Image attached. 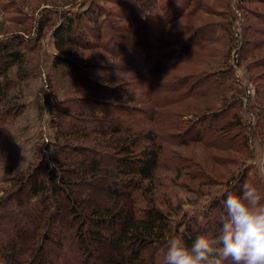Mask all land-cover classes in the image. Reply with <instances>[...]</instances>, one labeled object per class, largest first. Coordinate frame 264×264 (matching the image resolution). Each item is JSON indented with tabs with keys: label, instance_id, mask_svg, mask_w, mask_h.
<instances>
[{
	"label": "rangeland",
	"instance_id": "obj_1",
	"mask_svg": "<svg viewBox=\"0 0 264 264\" xmlns=\"http://www.w3.org/2000/svg\"><path fill=\"white\" fill-rule=\"evenodd\" d=\"M89 7L98 13L100 32L87 36L90 46L70 47L67 54L93 77V88L51 66L58 13L74 15ZM42 16L47 25L32 41L31 54L39 73L12 89L29 106L0 133V201L15 189L12 176L25 173L54 144L97 147L94 138L109 142L98 147L113 151L115 135L91 131L81 139L86 135L70 133L68 123L79 103L91 108L103 103L96 109L103 118L115 101L124 109L119 118L152 131L161 148L152 179L130 189L135 215L154 206L169 225L181 228L214 201L223 205L228 193L241 195L243 188L236 189L245 184L264 196V0H0V39L15 32L34 36ZM16 69L12 66L9 76L14 78ZM97 84L113 88L114 95H104ZM205 86L219 91L213 108L212 97L194 98L209 95ZM47 92L55 99L52 109L44 100ZM212 113L214 119L207 116ZM18 218H0V232ZM107 245H92L93 262L114 258ZM73 255L72 264L79 260ZM0 264H8L4 256Z\"/></svg>",
	"mask_w": 264,
	"mask_h": 264
},
{
	"label": "trees",
	"instance_id": "obj_2",
	"mask_svg": "<svg viewBox=\"0 0 264 264\" xmlns=\"http://www.w3.org/2000/svg\"><path fill=\"white\" fill-rule=\"evenodd\" d=\"M58 14L59 20L51 31L57 50L51 66L64 69L76 83L93 88L96 83L91 82L93 77L90 79L77 59L67 53L70 47L90 46L87 36L91 39L100 32L98 13L89 7L74 15L66 14V11ZM36 22L33 37L15 32L0 39V133L3 126L15 121L26 106L12 89L39 73L38 62L31 56L35 48L32 41L41 36L47 17L42 16ZM12 66L17 68L14 78L8 73ZM97 86L104 95H114L113 88ZM205 88H210L207 90L209 95L194 98L212 97L209 101L213 102L210 104L213 108L219 91L212 86ZM49 93L44 100L52 109L55 99ZM118 102L106 107L108 110L103 118L97 117L96 110L103 103L95 102V105L93 101L92 108L79 103L76 114L68 123L70 133L86 135L81 139L91 131L97 136L115 135L113 151L98 147L108 146L109 142L101 144L94 138L91 141L97 147L64 141L57 147L54 144L53 149L46 148L25 173L12 176L15 189L0 201L1 219L19 217L11 229L0 232V256H4L8 264H72L75 261L73 254L79 256L74 264H97L93 262L92 245L101 247L106 241L115 255L107 264H164L166 253L163 254L161 249L173 231L189 246L201 234L218 233L222 200L208 205L204 215L190 218L181 228L169 225L163 211L154 206H146L143 213L135 215L130 189L144 179H152L161 148L156 145L152 131L145 133L138 130L137 125L134 127L119 118L124 109ZM201 102L206 103V100ZM207 116L214 119L216 115ZM100 185L104 187L100 188ZM32 197L34 202L30 201ZM71 247L74 253L69 250ZM225 264L232 262L229 259Z\"/></svg>",
	"mask_w": 264,
	"mask_h": 264
},
{
	"label": "clouds",
	"instance_id": "obj_3",
	"mask_svg": "<svg viewBox=\"0 0 264 264\" xmlns=\"http://www.w3.org/2000/svg\"><path fill=\"white\" fill-rule=\"evenodd\" d=\"M218 219L217 234H201L190 246L179 236L170 237L164 264H225L229 259L264 264V196L255 187L245 184L241 195L228 193Z\"/></svg>",
	"mask_w": 264,
	"mask_h": 264
},
{
	"label": "crops",
	"instance_id": "obj_4",
	"mask_svg": "<svg viewBox=\"0 0 264 264\" xmlns=\"http://www.w3.org/2000/svg\"><path fill=\"white\" fill-rule=\"evenodd\" d=\"M29 105H26V107H28ZM26 107H25V109H26ZM23 113H25V111H23Z\"/></svg>",
	"mask_w": 264,
	"mask_h": 264
}]
</instances>
